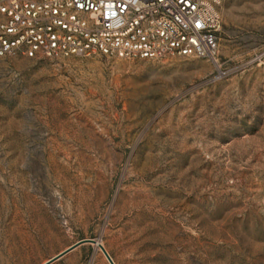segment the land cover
<instances>
[{
  "label": "rangeland",
  "instance_id": "374dc122",
  "mask_svg": "<svg viewBox=\"0 0 264 264\" xmlns=\"http://www.w3.org/2000/svg\"><path fill=\"white\" fill-rule=\"evenodd\" d=\"M221 14L217 62L0 58V264H264V0Z\"/></svg>",
  "mask_w": 264,
  "mask_h": 264
},
{
  "label": "built area",
  "instance_id": "2783aa9c",
  "mask_svg": "<svg viewBox=\"0 0 264 264\" xmlns=\"http://www.w3.org/2000/svg\"><path fill=\"white\" fill-rule=\"evenodd\" d=\"M224 0H0V58L217 62Z\"/></svg>",
  "mask_w": 264,
  "mask_h": 264
},
{
  "label": "water",
  "instance_id": "95a60500",
  "mask_svg": "<svg viewBox=\"0 0 264 264\" xmlns=\"http://www.w3.org/2000/svg\"><path fill=\"white\" fill-rule=\"evenodd\" d=\"M85 243L97 244L99 246L100 250L104 253L106 258L110 262V264H116L115 261L113 260L112 256L110 255V253L105 248V246L98 239H82L79 242H77L74 245H72L69 248H67L66 250H64V251L60 252L59 254H57L56 256L52 257L50 260H48L44 264H52V263H54L55 261L59 260L60 258L65 256L66 254H68L72 250L76 249L77 247H79L80 245H83Z\"/></svg>",
  "mask_w": 264,
  "mask_h": 264
},
{
  "label": "bare ground",
  "instance_id": "6f19581e",
  "mask_svg": "<svg viewBox=\"0 0 264 264\" xmlns=\"http://www.w3.org/2000/svg\"><path fill=\"white\" fill-rule=\"evenodd\" d=\"M96 248L100 249L99 246L97 244H95Z\"/></svg>",
  "mask_w": 264,
  "mask_h": 264
}]
</instances>
